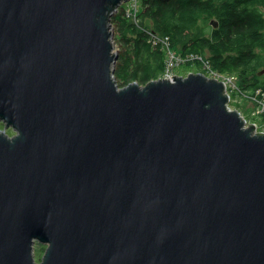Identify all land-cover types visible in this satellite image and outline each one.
<instances>
[{"label":"water","instance_id":"1","mask_svg":"<svg viewBox=\"0 0 264 264\" xmlns=\"http://www.w3.org/2000/svg\"><path fill=\"white\" fill-rule=\"evenodd\" d=\"M129 1L0 0V264H264V134L203 73L119 87Z\"/></svg>","mask_w":264,"mask_h":264},{"label":"trees","instance_id":"2","mask_svg":"<svg viewBox=\"0 0 264 264\" xmlns=\"http://www.w3.org/2000/svg\"><path fill=\"white\" fill-rule=\"evenodd\" d=\"M140 1L141 9L138 3L137 12H130L126 4H123L111 18L115 44L119 47L114 70L119 87L132 82L146 85L159 79L164 73L167 56L161 47L154 48L148 42L151 34L169 38L170 45L177 54H197L208 58L214 71L236 76L238 86L243 87L239 53L230 49L245 48L248 54L243 60L252 62L250 44H258L260 41L256 31L261 22L250 16L233 15L234 12L229 8L220 9V12L225 11L223 16L206 18L214 7L210 0ZM216 6L218 9V5ZM212 21L218 27L211 24ZM185 66L188 68L186 72L193 71L192 67L199 70L202 67L199 62ZM253 84L249 83V89ZM262 84L256 83L251 90L252 94L258 89L264 90V87L260 88Z\"/></svg>","mask_w":264,"mask_h":264},{"label":"flooded vegetation","instance_id":"3","mask_svg":"<svg viewBox=\"0 0 264 264\" xmlns=\"http://www.w3.org/2000/svg\"><path fill=\"white\" fill-rule=\"evenodd\" d=\"M214 4L213 11L206 18H216L219 15L223 16L225 11H221V8H229L234 12L233 15L241 16H250L255 18L260 23L259 28L256 31V34L260 36V41L258 44L253 42L250 44V55L252 56V62L243 60V57L246 56L245 48H231V51H238V57H240L239 66L241 67V77H242V89H243V100L246 104V107H250L252 111L256 110V103L250 100L252 91L256 83H263L260 88L264 87V0H210ZM218 5V9L217 6ZM249 83L253 84L249 89ZM257 93L264 95L263 89H258ZM256 93V94H257ZM257 94V95H259ZM1 128L4 127L2 123ZM14 133L11 134V136ZM46 250V247L43 249V254ZM39 263L41 258H39Z\"/></svg>","mask_w":264,"mask_h":264},{"label":"rangeland","instance_id":"4","mask_svg":"<svg viewBox=\"0 0 264 264\" xmlns=\"http://www.w3.org/2000/svg\"><path fill=\"white\" fill-rule=\"evenodd\" d=\"M126 7H127V9L132 8V2L126 4ZM139 8L141 9V1L140 0H139ZM112 34H113L112 39L114 40L115 54L118 56L119 55V47H118V45L115 44V39H114L115 38V30H114L113 26H112ZM152 46L154 48L161 47L165 51L166 56L168 55V52H167L166 48L164 49L163 45L152 44ZM115 66H116V63H115ZM187 69L188 68L185 65L179 66L178 68L175 69L174 74L176 76H184ZM192 69L196 73H199L202 71L201 69L199 70L197 67H192ZM142 86H145V85H142ZM231 94H232V100L230 101V107L232 109L239 110L242 113V115L245 117V119L247 120L248 125L255 124L257 126L256 131L261 132V126H262L264 120H262V118L260 116L257 117L256 119H254L253 115L250 113V110H251L250 107H246L245 102L243 100H241L242 89L238 88V87H233ZM261 120H262V122H261ZM257 122H261V123H257ZM7 133H8V135L11 136V134L14 133V131L12 130V128H10L7 130ZM44 247L47 248L46 245H41L37 242L35 243L34 258H35L36 262L39 261V258H42Z\"/></svg>","mask_w":264,"mask_h":264},{"label":"built area","instance_id":"5","mask_svg":"<svg viewBox=\"0 0 264 264\" xmlns=\"http://www.w3.org/2000/svg\"><path fill=\"white\" fill-rule=\"evenodd\" d=\"M130 15V14H129ZM135 17V15H134ZM151 43L155 44V45H163L167 52H168V62H167V67H166V71L164 73V77L169 79L170 77H173V69L174 67L184 64V63H188V62H193V61H199L202 63L203 65V69L207 72V74L210 77L213 78H218L221 79L223 81L226 82L227 85H229V87L232 89L235 86V80L236 78L233 76H222L219 75L218 73L214 72L211 68H210V64L208 61H205L204 59H202L199 56H186V57H176L175 54L171 51L170 49V43L168 38L166 39H161L158 38L154 35H151ZM262 106V108H264V103L260 104ZM262 132H264V125L262 126Z\"/></svg>","mask_w":264,"mask_h":264},{"label":"bare ground","instance_id":"6","mask_svg":"<svg viewBox=\"0 0 264 264\" xmlns=\"http://www.w3.org/2000/svg\"><path fill=\"white\" fill-rule=\"evenodd\" d=\"M116 12H118V8L115 9V10L112 12V14L109 15L108 18H106L105 26H104V27H106V29L108 30V32H107V35H108V36H110V33H112L111 18H112V16H113ZM147 33H149V32H147ZM112 35H113V34H112ZM151 35H154V36H156V37H158V38H161V39H166V37H165V38H162V37L157 36L156 34H151ZM111 39H112V37H111ZM168 40H169V38H168ZM150 41H151V37L148 36V42L151 43ZM169 43H170V41H169ZM151 44H153V43H151ZM171 49H172V47H171ZM172 50H173V49H172ZM173 51H174V50H173ZM175 56H176V57H183L184 55L175 54ZM184 64H186V63H184ZM176 67H177V66H176ZM176 67H174V68H176ZM111 70H112V72L114 73L115 65H114L113 68H111ZM227 93H228V92H227Z\"/></svg>","mask_w":264,"mask_h":264}]
</instances>
